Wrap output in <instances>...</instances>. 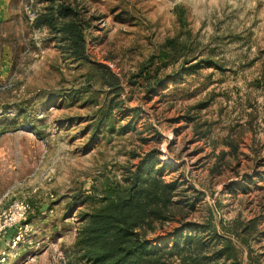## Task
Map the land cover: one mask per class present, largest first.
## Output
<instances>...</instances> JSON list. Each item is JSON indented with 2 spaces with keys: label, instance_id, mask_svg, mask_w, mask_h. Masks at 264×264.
<instances>
[{
  "label": "rangeland",
  "instance_id": "374dc122",
  "mask_svg": "<svg viewBox=\"0 0 264 264\" xmlns=\"http://www.w3.org/2000/svg\"><path fill=\"white\" fill-rule=\"evenodd\" d=\"M42 1L0 0V264H90L84 217L150 152L179 185L150 240L215 230L264 264V0H66L85 61L36 25Z\"/></svg>",
  "mask_w": 264,
  "mask_h": 264
},
{
  "label": "trees",
  "instance_id": "16d2710c",
  "mask_svg": "<svg viewBox=\"0 0 264 264\" xmlns=\"http://www.w3.org/2000/svg\"><path fill=\"white\" fill-rule=\"evenodd\" d=\"M42 2L46 6L36 25L60 36L66 44L65 53L75 61H85L88 24L84 23L78 9L67 4L66 0ZM107 84L115 85L114 78L111 77ZM108 106L110 112V104ZM104 120L114 126L110 115ZM159 164L154 152L146 154L139 169L127 181L124 192L109 197L107 205L84 217L75 244L80 256L90 264H174V259L179 264H216L224 256L226 261L232 260L231 264H239L232 242L219 237L215 230L211 231L213 245L199 238L196 231L190 235L185 224L174 231L167 243L148 238L147 229L154 231L156 223L171 220L172 199L179 186L177 181L163 179L162 170L155 169ZM210 252L212 256H209Z\"/></svg>",
  "mask_w": 264,
  "mask_h": 264
},
{
  "label": "built area",
  "instance_id": "2783aa9c",
  "mask_svg": "<svg viewBox=\"0 0 264 264\" xmlns=\"http://www.w3.org/2000/svg\"><path fill=\"white\" fill-rule=\"evenodd\" d=\"M13 208L15 209V211L19 214V217H25L27 215V212L29 210L28 205H26L25 203L21 202V203H15Z\"/></svg>",
  "mask_w": 264,
  "mask_h": 264
}]
</instances>
